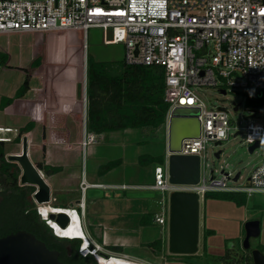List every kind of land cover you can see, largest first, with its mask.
Returning a JSON list of instances; mask_svg holds the SVG:
<instances>
[{"label":"built area","instance_id":"2783aa9c","mask_svg":"<svg viewBox=\"0 0 264 264\" xmlns=\"http://www.w3.org/2000/svg\"><path fill=\"white\" fill-rule=\"evenodd\" d=\"M105 26L122 28V59L126 63L163 67L164 98L169 103L164 121L166 128L175 106L199 108V135L183 137L181 147L176 151L199 156V181L170 182L168 151L164 160L153 168L150 187L161 194L158 210L153 214L154 222L167 228L168 196L173 189L194 190L199 201L207 191L214 190L244 192L247 197L264 192V160L252 166L245 182H237L242 178L240 170L236 179V171L224 169L220 170V177L214 176L212 169L208 176L205 175V144L209 140L215 144L217 140L226 139L231 129L238 133L241 129L232 125L226 106L206 105L198 92L205 86H213L220 92L221 89L241 91L246 85L264 92V0H0V32L80 28L84 38L82 48L85 49L88 28ZM85 82L84 57L83 148L97 138L96 133L85 128ZM257 110L258 107L251 108L250 114L244 116L243 142L247 145L255 140L264 141V124ZM16 129L0 125V140H12L1 133ZM85 185L82 179V190ZM77 206L83 213L82 200ZM36 208L49 225L40 213V206ZM85 233L90 240L86 246H83L82 237H75L81 239L78 251L82 255L92 253L96 264H100L102 257L113 256L124 258L129 264H169L171 252L168 250L161 251L158 260L154 261L141 255L114 251L98 243L86 230Z\"/></svg>","mask_w":264,"mask_h":264},{"label":"rangeland","instance_id":"374dc122","mask_svg":"<svg viewBox=\"0 0 264 264\" xmlns=\"http://www.w3.org/2000/svg\"><path fill=\"white\" fill-rule=\"evenodd\" d=\"M122 38V28L119 26L89 27L85 36L86 47L84 49L82 48L84 38L80 28L0 32V53L8 56L6 63V60L2 62L0 58V125L17 128L16 130L1 133L12 138L10 141L3 140L6 159H8V154L20 152L21 139L24 133L19 129L21 125L16 123L22 119L24 110L15 105L3 108L1 104L4 100L3 96L12 95L24 78L29 76H31L30 90L26 91L27 95L33 94L34 88L42 85L43 80L45 82L43 86L48 81L50 90L56 94H60L62 91L73 93L71 84L77 92V101L79 99L78 102L83 119L84 57L86 66L88 57L94 60H120L124 53ZM42 56H45L44 60L40 59ZM36 63L39 64L35 65ZM198 92L206 105L226 106L229 110L228 114L232 125H235L236 129H241L236 135H233L235 129H231V133L226 139L221 140L220 144L216 145L210 140L205 144V175L208 176L211 169L216 177L221 176V169L226 172L240 170L242 178L237 182H245L252 166L264 160V141L260 146L255 147L252 152L248 151V145L243 142L244 130L242 126L246 123L244 116L250 114L251 107L247 106L239 90H227L222 93L218 88L205 86ZM232 102H239L237 109L233 108ZM257 111L260 112L261 116L259 119L264 124V106L258 107ZM58 115H53L54 121L58 119ZM22 120V122H25L24 119ZM161 126L163 131L164 125L162 124ZM72 134L73 132H71ZM142 136L145 140L139 144L138 153H147L158 148L157 138L153 136L152 132H145ZM16 137H19V140H16ZM32 147L33 145H31V149ZM217 149H221L218 157L214 155ZM18 181L20 184H29ZM154 192L159 198L160 192ZM32 200L35 207L37 205L40 206L34 201L33 197ZM56 204V201L49 200L45 205L58 208L59 206H56ZM44 208L47 207L45 206ZM199 209L203 213L205 225L207 228L210 227L212 229L204 237L205 247H202L200 255L171 253L169 255V264H176L177 261H183L182 264H236L245 258L248 260V255L251 257V248L257 247L264 253V192H255L247 197L245 204L238 205L230 199L216 197L211 191L200 200ZM78 212H72L74 223L65 230L51 220H49V224L58 235L63 237H85L87 239L85 230L91 236L93 234L99 237L98 234L101 235L102 228L96 227L95 229L93 228L92 232L89 231ZM46 217L48 218L47 215ZM250 218H258L260 220L261 230L257 236L250 237L249 248H243L241 245L244 235L243 223ZM146 232H148L149 237L158 233L159 237L161 236L166 240V243L164 244L163 241V244H167L166 226L156 223L149 224L146 227ZM202 240L200 236L198 247L201 246ZM89 241L86 240V242ZM126 244L127 250L132 249V242ZM108 247L116 251V248H113L112 245H108ZM127 250L122 247L121 252H129ZM134 250L133 252L138 251L137 254L145 256L142 255L143 249ZM159 253L154 254L158 255ZM114 258H117V260ZM102 259L104 264L129 263L119 256H113L108 259L102 257ZM153 259L157 261L158 257L154 256L152 257ZM250 260L253 263L252 257ZM163 261L162 263H164Z\"/></svg>","mask_w":264,"mask_h":264},{"label":"crops","instance_id":"0c3cea01","mask_svg":"<svg viewBox=\"0 0 264 264\" xmlns=\"http://www.w3.org/2000/svg\"><path fill=\"white\" fill-rule=\"evenodd\" d=\"M27 79L28 86L24 93L14 96L16 88L13 94L9 95L12 101L3 105V108L15 105L24 110L22 119L25 122L21 119L16 123L21 125L20 130L28 122L33 123L30 129L21 130L24 133L22 137H26L27 140L30 160L35 165L41 162L60 167L57 171L45 173L36 165L49 186L50 200L56 201L58 208L70 212L73 222L72 212L77 211L73 206L78 207V202L82 200L83 213L80 209L78 210L81 219L91 232L93 228H102L101 235H98L102 237V244L105 246H121L127 250L126 243L132 242V249L127 250L130 255H139L138 251H133L140 248L144 250L142 255L146 258L152 259L157 256L146 243L161 236L159 237L157 233L149 237L146 227L149 224H155L153 214L159 207L158 198L154 192L157 190L150 187V184L153 182L154 165L161 162L151 161L141 164L138 156L145 154L165 157L167 153L165 124L163 123V131L160 125L157 129L127 126L95 132L87 127L86 116L85 128L87 131L96 133L97 138L83 148L81 145L82 111L74 86L70 84L73 87L71 94L67 91L56 94L50 90L48 81L43 86L45 83L43 80L42 85L34 88L33 94L27 95L26 91L30 90L31 76ZM3 102L4 100L1 104ZM56 114H59L58 119L54 121L53 115ZM148 131L157 138L158 148L147 153H138L139 144L145 140L142 135ZM71 132H73L72 135ZM31 145H33L32 149ZM110 160H119V163L105 171H100V167ZM82 179L86 183L83 190L81 189ZM200 213V236L203 240L196 252L189 253L192 255L201 254L205 239L204 232L207 226L203 213ZM142 216L147 223L142 221ZM208 229L212 231L210 227ZM161 238L165 244L166 240ZM164 244L162 251L167 250V244ZM182 262L175 263L182 264Z\"/></svg>","mask_w":264,"mask_h":264},{"label":"trees","instance_id":"16d2710c","mask_svg":"<svg viewBox=\"0 0 264 264\" xmlns=\"http://www.w3.org/2000/svg\"><path fill=\"white\" fill-rule=\"evenodd\" d=\"M1 61L7 59L6 54L0 53ZM40 59L44 60L45 56ZM36 63L35 65H38ZM28 86V79L17 87L14 96L24 93ZM245 103L251 108L264 106V92L251 85H246L241 91ZM2 105L12 101V97L3 96ZM86 116L87 127L95 132L119 129L127 126L147 127L157 129L165 121V114L169 103L164 98V69L160 65L142 63H126L123 59L94 60L87 58L86 66ZM33 123L28 122L21 130L29 129ZM19 137H16V140ZM164 156H150L141 154L138 161L145 164L151 161L162 162ZM119 163V160H110L100 167V171ZM45 173L57 171L59 166H50L37 162ZM21 168L16 161L5 157L4 142L0 140V236L16 229H26L45 242L49 248L61 252L59 259L63 262L76 264H96L92 253L82 255L78 248L80 238L60 237L38 213L31 197L35 189L33 184H20ZM211 191L205 193L206 197ZM216 197L232 200L238 205L245 204L247 196L244 192L213 191ZM42 214V213H41ZM42 217L50 223L45 214ZM142 221L143 216H142ZM145 220L144 222H146ZM211 232L206 228L204 234ZM57 234V235H56ZM98 243L102 237L92 234ZM205 241V239H204ZM203 241V248L205 242ZM154 253L163 250L162 238H155L146 243ZM68 246V247H67ZM121 251V246H114ZM107 248H109L107 246ZM67 251H70L68 254ZM251 257L245 258L236 264H253Z\"/></svg>","mask_w":264,"mask_h":264},{"label":"water","instance_id":"95a60500","mask_svg":"<svg viewBox=\"0 0 264 264\" xmlns=\"http://www.w3.org/2000/svg\"><path fill=\"white\" fill-rule=\"evenodd\" d=\"M86 84V82H85ZM225 93L224 89H221ZM237 109L239 102H233ZM199 108L177 105L172 108L166 128V151L168 154L169 181L173 183H196L200 177V161L197 154L178 153L183 137L199 135ZM238 131L234 132L236 135ZM220 140L215 144H220ZM263 140L248 144L252 152ZM221 149L214 152L219 156ZM8 159L16 161L21 168L19 180L35 186L32 193L34 201H49V186L39 168L30 160L26 137L21 139L20 152L8 154ZM239 175L236 171L234 179ZM169 213L167 225V250L171 253H194L198 250L200 237V201L194 190L173 189L168 196ZM78 211L79 208L76 207ZM48 216L60 226L68 225L69 214L65 211L49 212ZM243 248H249L250 237L260 233V220L250 218L243 223ZM59 250L49 248L44 241L26 229H16L0 236V264H76L63 262L58 257ZM254 264H264V253L257 247L250 250Z\"/></svg>","mask_w":264,"mask_h":264},{"label":"bare ground","instance_id":"6f19581e","mask_svg":"<svg viewBox=\"0 0 264 264\" xmlns=\"http://www.w3.org/2000/svg\"><path fill=\"white\" fill-rule=\"evenodd\" d=\"M36 202H37V204H40V213L45 214V215H47V216H48L49 212H57V211H65V212H67V213L69 214L70 221H69L68 225H66V226H60L56 221H54L53 219H51V218L48 216V219L51 220V221H53V222H54L56 225H58L61 229L65 230V229H67L71 224L74 223V222H73V219H72V216H71V214H70V212H68V211H66V210H64V209H61V208H54V207H51V205H45V204H46L45 201H41V202H39V201L36 200ZM45 206H46L47 208H44ZM82 238H83V243H84L83 246H86V245L88 244V242H86V240H89V239H88V238L86 239L85 237H82ZM116 257H118V256H116ZM114 259L117 260V258H114ZM100 264H104L102 258H100ZM128 264H129V263H128Z\"/></svg>","mask_w":264,"mask_h":264},{"label":"flooded vegetation","instance_id":"af4514ba","mask_svg":"<svg viewBox=\"0 0 264 264\" xmlns=\"http://www.w3.org/2000/svg\"><path fill=\"white\" fill-rule=\"evenodd\" d=\"M67 247H68V246H67ZM67 253L69 254V253H70V251H67ZM58 255H60V256H61V252H59V253H58Z\"/></svg>","mask_w":264,"mask_h":264},{"label":"clouds","instance_id":"9594fccd","mask_svg":"<svg viewBox=\"0 0 264 264\" xmlns=\"http://www.w3.org/2000/svg\"><path fill=\"white\" fill-rule=\"evenodd\" d=\"M50 226V225H49ZM52 230H53V228H52ZM54 231V230H53ZM68 238H75V237H68Z\"/></svg>","mask_w":264,"mask_h":264}]
</instances>
